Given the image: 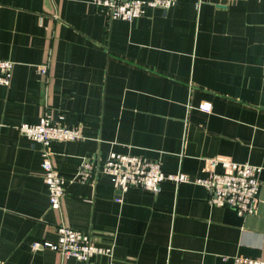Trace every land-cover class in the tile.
<instances>
[{
  "label": "crops",
  "instance_id": "1",
  "mask_svg": "<svg viewBox=\"0 0 264 264\" xmlns=\"http://www.w3.org/2000/svg\"><path fill=\"white\" fill-rule=\"evenodd\" d=\"M0 58L15 62L10 84L0 83L1 264L264 261V0H178L131 21L90 0H0ZM46 61L47 85L37 72ZM207 101L210 111L200 108ZM45 111L85 134L51 143L66 178L60 210L49 204L42 145L18 129ZM112 151L192 179L207 174L203 157L259 165L257 208L212 205L195 182L121 195L105 173L77 178L85 156L103 162ZM61 223L111 254L81 261L32 248L56 241Z\"/></svg>",
  "mask_w": 264,
  "mask_h": 264
},
{
  "label": "built area",
  "instance_id": "2",
  "mask_svg": "<svg viewBox=\"0 0 264 264\" xmlns=\"http://www.w3.org/2000/svg\"><path fill=\"white\" fill-rule=\"evenodd\" d=\"M92 4L109 19L133 20L146 12L148 7L167 10L178 0H90ZM209 0H198L203 3ZM218 1V0H215ZM234 1V0H223ZM15 62L0 58V83L9 85L13 75ZM50 62L37 65L38 74L48 84ZM264 77V60L262 65ZM209 101L203 102L200 108L210 111ZM19 132L42 145V176L49 188V204L53 209L60 210L65 193L66 178L59 174L51 157V143L53 141H76L85 138L81 124H69L64 113L54 118L45 111L37 123H22ZM204 170L207 174L192 179L186 172L165 173L161 162L152 161L143 156L110 152L103 162H97L89 156L82 159L78 173L81 181L94 180L96 172L105 173L110 177L113 185L121 195L130 187H141L153 192H159L161 183L171 179L176 183L195 182L206 187L208 200L212 205L224 206L235 210L238 214L246 215L255 212L259 197V174L262 167L249 162H237L229 157L205 158ZM118 200L121 198H117ZM56 241H34L33 249L50 248L61 257H75L81 261H90L97 255L111 254L112 247L100 246L93 242L88 232L59 224ZM1 264V261H0ZM233 264H264L262 259H255L237 255Z\"/></svg>",
  "mask_w": 264,
  "mask_h": 264
}]
</instances>
